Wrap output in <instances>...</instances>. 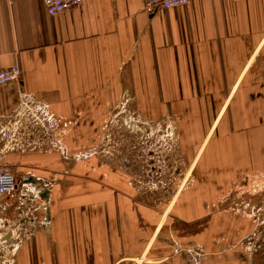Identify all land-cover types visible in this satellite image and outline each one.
I'll return each instance as SVG.
<instances>
[{"label": "crops", "instance_id": "0c3cea01", "mask_svg": "<svg viewBox=\"0 0 264 264\" xmlns=\"http://www.w3.org/2000/svg\"><path fill=\"white\" fill-rule=\"evenodd\" d=\"M11 66L21 77L0 87V132L15 136L0 137V171L16 190L0 218L22 238L14 264H264L244 244L260 202L226 205L264 172V0L154 16L143 0H83L56 17L43 0H0V70ZM119 106L165 127L162 195L132 177L131 150L125 164L96 157Z\"/></svg>", "mask_w": 264, "mask_h": 264}, {"label": "rangeland", "instance_id": "374dc122", "mask_svg": "<svg viewBox=\"0 0 264 264\" xmlns=\"http://www.w3.org/2000/svg\"><path fill=\"white\" fill-rule=\"evenodd\" d=\"M104 122L102 137L99 139L100 141H98V145L96 147V157H102L103 160L108 162L109 159L114 158L112 155H114L115 158H118L119 155L120 157H123L119 160L125 164L124 160L127 159V153L125 152L129 149L133 152V160H131L130 163L128 162V165L133 170L131 173L135 181L138 180L144 184V187H149L151 190L149 192L151 196L162 195L161 192L167 191L168 187L164 185L163 181H168L167 178L171 176V170H156V168H154L158 160L161 162V159L165 158L162 156H168V152L164 149L165 138H163V136L165 127L163 125H160V127L157 123H149L147 124L149 126H147L143 121L139 120V117L132 110L130 111V107L126 108L120 106L117 107V110L112 117L104 119ZM172 129L173 127H171L170 130ZM149 133H154V135H150L149 137ZM14 136L15 135L12 131L10 133H8L7 130L0 132V137L2 138H9L10 140H13ZM168 136L169 137L166 138V145L173 146L175 139L174 134L169 133ZM157 147H160L159 153L157 152ZM151 150H155V153L149 155L148 153ZM163 151L165 154L158 157L157 154H160V152ZM91 154L92 153L89 155ZM260 174L262 176H257L256 181H248L247 179L244 186L238 187L237 196L231 194L228 195L226 198L228 204L226 203V205H229L228 207L234 209L235 212L244 214L250 207L247 208L248 205H244L243 202L250 203V205L259 204L260 202L262 207L261 215H257L256 218H252V220H256V224L253 232H251L252 234L244 241V244H246L245 247L252 250L251 252L255 249L257 252L255 255L258 257L262 256V258H264V194H262L261 197L256 195L264 192V172ZM158 176L159 178L162 177L163 180L161 179L159 181ZM148 183L149 185H147ZM164 187L166 190L163 189ZM177 188L179 190L180 185ZM168 196L169 194L166 193L165 197L167 198ZM155 200H157V198ZM166 204L169 203L167 202ZM256 212H258V210H256ZM246 215H249V213H246Z\"/></svg>", "mask_w": 264, "mask_h": 264}, {"label": "built area", "instance_id": "2783aa9c", "mask_svg": "<svg viewBox=\"0 0 264 264\" xmlns=\"http://www.w3.org/2000/svg\"><path fill=\"white\" fill-rule=\"evenodd\" d=\"M11 2L12 0H6ZM190 0H143V11L148 16H154L157 12L172 9L175 7L186 6ZM83 0H43L46 13L56 17L70 9L79 7ZM21 72L18 66H11L0 70V87L8 84L19 83ZM35 124L42 126V120L31 117ZM256 181L257 177H252ZM16 183L11 173L0 171V197L14 193ZM12 238V242L5 240L6 234ZM14 226L9 225L4 218H0V264H14L13 257L21 243Z\"/></svg>", "mask_w": 264, "mask_h": 264}]
</instances>
